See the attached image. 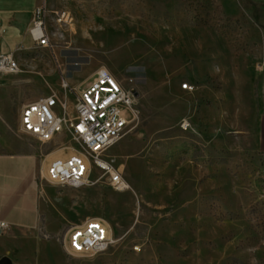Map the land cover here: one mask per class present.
<instances>
[{
    "label": "rangeland",
    "instance_id": "rangeland-1",
    "mask_svg": "<svg viewBox=\"0 0 264 264\" xmlns=\"http://www.w3.org/2000/svg\"><path fill=\"white\" fill-rule=\"evenodd\" d=\"M73 16L52 49L19 48L0 74V153L38 159V225L0 230L12 264H264V155L255 142L264 60V0H47ZM47 36L53 23L45 22ZM133 89L132 124L80 188L45 180L51 159L83 153L67 129L41 142L19 127L24 103L75 93L100 68ZM68 88L65 89L63 84ZM183 83L190 88L182 89ZM187 122L184 129L182 123ZM100 218L112 242L67 251L65 234Z\"/></svg>",
    "mask_w": 264,
    "mask_h": 264
},
{
    "label": "built area",
    "instance_id": "built-area-1",
    "mask_svg": "<svg viewBox=\"0 0 264 264\" xmlns=\"http://www.w3.org/2000/svg\"><path fill=\"white\" fill-rule=\"evenodd\" d=\"M42 22L53 23V34L42 35ZM73 24L70 11L60 8L52 11L47 0L33 11L29 36L35 47L54 48L63 41L65 30ZM264 72V60L258 63ZM13 53L0 54V74L17 73ZM63 87L68 88L64 83ZM182 89L190 88L183 83ZM67 104L55 94L45 95L24 103L20 109L19 127L22 132L36 137L41 142L51 141L67 129L73 140L79 143L83 153L74 152L48 161L44 177L49 183H73L77 187L86 184L91 166L108 174L112 185L122 190L128 185L117 171L101 155L135 117L133 89H125L106 69L100 68L90 81L75 93L74 117H66ZM182 127H188L187 122ZM6 224L0 222V230ZM110 225L100 218H87L81 224L70 227L65 234L67 251L93 255L104 251L112 242Z\"/></svg>",
    "mask_w": 264,
    "mask_h": 264
},
{
    "label": "crops",
    "instance_id": "crops-1",
    "mask_svg": "<svg viewBox=\"0 0 264 264\" xmlns=\"http://www.w3.org/2000/svg\"><path fill=\"white\" fill-rule=\"evenodd\" d=\"M42 1L0 0V54L15 55L21 47L30 48L33 11ZM260 77V113L254 136L258 151L264 155V72ZM38 163L32 153H0V222L6 228L38 225Z\"/></svg>",
    "mask_w": 264,
    "mask_h": 264
},
{
    "label": "bare ground",
    "instance_id": "bare-ground-1",
    "mask_svg": "<svg viewBox=\"0 0 264 264\" xmlns=\"http://www.w3.org/2000/svg\"><path fill=\"white\" fill-rule=\"evenodd\" d=\"M57 11H60V10H57ZM42 35L43 36H47V34L45 32V22H42ZM15 65L18 68L16 62H15ZM181 87H183V84L181 85ZM53 184H56V185H68V186H71V187H74V188H80V187H77V185L73 184V183H53Z\"/></svg>",
    "mask_w": 264,
    "mask_h": 264
},
{
    "label": "water",
    "instance_id": "water-1",
    "mask_svg": "<svg viewBox=\"0 0 264 264\" xmlns=\"http://www.w3.org/2000/svg\"><path fill=\"white\" fill-rule=\"evenodd\" d=\"M0 264H12V262L8 257L3 256L0 258Z\"/></svg>",
    "mask_w": 264,
    "mask_h": 264
}]
</instances>
